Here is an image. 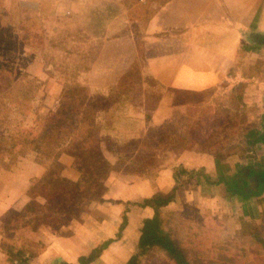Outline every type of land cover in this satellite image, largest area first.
Returning a JSON list of instances; mask_svg holds the SVG:
<instances>
[{"label": "crops", "instance_id": "crops-1", "mask_svg": "<svg viewBox=\"0 0 264 264\" xmlns=\"http://www.w3.org/2000/svg\"><path fill=\"white\" fill-rule=\"evenodd\" d=\"M21 1L32 8L24 19L25 27L32 33L43 32L47 38L60 34L61 43L72 45L73 49L92 46V56L83 54L85 64L76 74L91 90H108L136 60L141 76L137 85H145L143 82L149 78L162 89L153 105V121L158 120L159 112L170 113L178 106L177 90L197 92L218 89L222 83H228L234 77L229 71L237 61L239 49L249 51L248 55L253 57L249 63L260 57L255 52L254 40L255 34L259 39L264 34V0ZM62 77L54 81L58 93L64 86ZM152 89L148 85L144 90L152 92ZM146 100L144 97L143 101ZM51 106L54 103L48 104V108ZM217 160L212 154L182 148L170 156V162L163 164L154 179L132 176L123 168H100L93 189L102 200L90 201L89 212L67 224H56L54 228L41 224L27 231L26 235L42 248L37 255L17 264L75 262L80 254L109 238L100 256L89 264H124L137 243L143 219L153 213L148 205L128 201L158 191L169 192L174 185L175 164L203 168L211 182L195 176L201 185L198 188H206L205 192L217 199ZM223 160L230 166L236 158L230 154ZM50 162V157L36 161L17 155L13 162L5 157L0 163V264H15L7 259L5 239L15 237L14 214L31 200L28 194L31 178L43 176ZM57 162L67 182L74 183L81 178L69 154L60 153ZM188 181L176 189L174 199L166 206L187 195L191 190ZM35 198L43 201L39 195ZM244 203L249 205V219L259 222V214L264 211V192L249 196ZM125 207L126 224L119 236H115Z\"/></svg>", "mask_w": 264, "mask_h": 264}, {"label": "trees", "instance_id": "trees-1", "mask_svg": "<svg viewBox=\"0 0 264 264\" xmlns=\"http://www.w3.org/2000/svg\"><path fill=\"white\" fill-rule=\"evenodd\" d=\"M2 36L5 34L0 32V39ZM6 36L7 40L0 41V47L3 46L0 49L8 54L20 53L25 43L31 42L26 32H11ZM1 55L4 56L3 53ZM17 71L15 64L10 63L9 59H0V163L5 157L13 162L17 155L36 161L50 157L51 162L43 176L31 178L28 188L31 200L13 218V224L17 225L13 227L14 233H18L19 228L28 227L33 230L41 224L54 227L56 224H67L71 219L79 218L82 213L89 212L90 201L102 200L93 189L100 168L106 166L117 170L121 165H131L134 168L141 165L139 155L142 158L145 155L139 153L132 156L131 153L121 151L130 142L128 129L133 120L132 116L121 115L118 108L127 101L132 106L138 105L127 92L141 79L136 60L119 81L104 92L91 90L89 86L81 83L77 73L67 75L68 79L65 80L58 103L42 115L41 122L35 120L30 125L23 122L25 114L33 107L35 94L29 87H25L27 81L20 80ZM235 71V65L231 66L229 73L234 76ZM241 76L264 80V60L257 59L247 64ZM244 83L239 81L226 90L218 89V94L223 97L216 98L215 112L210 115L207 111L210 104L202 105L201 101L215 88L197 92L177 90L181 97L183 115L177 121L171 117L160 126L151 124L150 130L158 137L157 143L170 145L174 149H196L219 159L241 152L246 147L242 145V140L234 138L249 124L244 114ZM189 107H193L192 110L200 109L193 118L187 116ZM17 114L22 116L16 118ZM7 121H15L12 128L4 126ZM112 132L116 136L114 140L110 136ZM105 151L110 155H106ZM62 152L72 157V165L80 172L81 178L74 183L67 182L61 174L57 157ZM110 156L114 158L113 162ZM194 176H201L211 182L210 175L203 168H186L175 164L172 173L174 185L169 192L158 191L133 202L140 206H150L153 213L143 219L137 243L124 264H141L142 257L151 250L163 252L174 264H238L233 256L208 255L206 252L196 251L187 245L176 229L170 227L175 216L182 220L184 211L168 213L164 207L174 199L176 189ZM221 178L240 194L244 193L226 177ZM258 183L250 192L252 195H258L264 189V174H260ZM244 194L247 195L246 192ZM37 195L43 197L44 201L38 202L35 198ZM126 211L125 207L115 236H119L126 224ZM110 239L103 240L89 252L80 254L75 262L61 260L54 264H89L100 256ZM249 239L252 241L255 257L264 253V211L261 212L259 223L249 224ZM5 240L4 249L10 262H25L40 250L37 242H17L14 235ZM249 264L255 263L249 261Z\"/></svg>", "mask_w": 264, "mask_h": 264}, {"label": "rangeland", "instance_id": "rangeland-1", "mask_svg": "<svg viewBox=\"0 0 264 264\" xmlns=\"http://www.w3.org/2000/svg\"><path fill=\"white\" fill-rule=\"evenodd\" d=\"M31 10L32 8L25 5L21 0H0V32L5 34L0 41L7 40L8 37L6 34L11 32L19 34L26 32L28 33L29 41H31L30 43H25L20 53L8 54L0 49V54H4V56H0L1 61L6 58L9 59L10 63L15 64V68L18 70L17 74L20 75L19 79L26 80L25 87H29L35 94V99L32 102L33 107L28 112L25 111L27 113L25 114L23 123L26 125L32 124L35 120H40L39 122H41L42 115H45L50 108L54 107L51 106L48 108V104L51 102L54 105L57 104L61 92L58 93L55 91L57 87H55L56 83L54 81L59 76H63L62 80L63 78L66 80V78L68 79L67 75L81 72L82 66L86 61V59H82L83 54L89 57L93 54L91 50L92 46H82L73 49L72 45H64L61 43V36L57 34L60 31L56 32L57 35L51 36L50 38L45 37L43 32L35 34L29 31L25 27L24 19L29 15L28 13ZM0 48H3V46ZM254 49H256L255 52L259 53L260 56L256 58L264 60V47L256 44L254 45ZM248 53L249 51L247 49H239L237 61L235 62L236 71L234 77L228 83H222V87L218 88L226 90L234 83L239 81L245 82L243 95L245 103L244 114L249 122L239 135L234 138V140H242V145L246 147L241 152L233 153L236 161L229 166V162L227 163L223 160L226 157L222 158V160L217 158V177L224 176L226 179L229 176H233L237 169L249 165L254 168L264 166V140H256L257 135L264 130V80L241 76L244 67L250 64L248 61L253 58ZM78 60L81 61L78 62ZM60 82L62 81L60 80ZM143 83L145 85H135L127 91L138 102V105L136 107L132 106L127 101L121 103L118 109L121 115L132 116L133 120L132 126L128 129V131L130 130V133L128 132L130 142L128 145L122 147L121 151L131 153L132 156L139 153L145 155L143 158L140 155L138 157L141 160L140 166L136 165L132 168L131 165H121V168L132 176L154 179L155 174H157L163 164L168 162L170 156L180 149H174L170 145L163 143L158 144V137L151 132L150 126L152 123L160 126L169 121L171 117H174V121H177L183 115V106L181 104V97L177 92L179 97L178 106L170 113H167V111L163 113L159 112L157 116L158 120L153 121L151 115L153 105L162 94V89L149 78ZM148 85L153 88L151 90L152 92L144 90L148 88ZM218 89L215 88V90L210 91L205 100L201 101L202 105L210 104L209 108H207L209 115L215 112V106L217 105L215 104L216 98L223 97H220V94H218ZM144 97L145 100L149 98V101H143ZM202 105H199L201 109ZM189 108L186 111L189 118L195 117L200 110H192L193 107ZM21 116L17 114L16 118H20ZM14 123L15 121H7L4 126L6 128H12L11 126ZM2 134L6 136L4 132ZM114 134L113 132L110 133L111 139L113 140L116 139ZM132 140L136 142H131ZM106 153L110 155L109 152ZM111 160L113 162L114 158L111 157ZM200 177L197 178L200 179ZM195 178L194 176L188 181V187H190L192 192L188 190L187 195H183L180 198L181 201L164 207L165 212L168 213L178 212L179 210L184 211L182 220L180 217L175 216L170 222V227L176 229L178 235L182 237L187 245L192 246L196 251L206 252L208 255L221 254L223 256H233L235 262L238 264H249V261L255 264H264V253H260L262 252L260 251V256L255 257V254H253L254 247L252 241L249 239V224L259 223L261 221V214H259V222H254L252 219H249V205L244 203L245 199L242 204L237 203V201H241L239 197L229 199L218 195V198L214 199L210 196L211 194L209 192H205L206 188L204 190L198 188L201 185L198 181H195ZM190 194L193 196L190 197ZM140 199L138 198L136 200ZM261 199L262 197L259 198V202L262 201ZM134 201L129 200L128 202L133 203ZM17 214H14V217ZM243 224L246 226L244 227ZM15 226L17 225L14 224L13 227ZM18 230V233L14 237V240L17 242L20 240L37 242L26 235V232L32 229L24 227ZM38 246L41 250L42 247L39 243ZM14 262L15 264L22 263L16 260ZM141 264L174 263L167 259L163 252L151 250L142 257Z\"/></svg>", "mask_w": 264, "mask_h": 264}, {"label": "flooded vegetation", "instance_id": "flooded-vegetation-1", "mask_svg": "<svg viewBox=\"0 0 264 264\" xmlns=\"http://www.w3.org/2000/svg\"><path fill=\"white\" fill-rule=\"evenodd\" d=\"M256 140H264V130H262L257 135ZM260 174H264V166H261L260 168H254L253 166L249 165L247 167L237 169L233 176H229L227 178L228 181L239 186L244 193H247V195L244 193L240 194L234 187L229 185L227 181L221 178L223 176H219L216 180V185H218L216 191L218 192V195L229 199H232L233 197H239L244 200L249 196H256L252 195L250 192L256 187L258 180H260ZM262 192H264V189H262L260 193Z\"/></svg>", "mask_w": 264, "mask_h": 264}, {"label": "water", "instance_id": "water-1", "mask_svg": "<svg viewBox=\"0 0 264 264\" xmlns=\"http://www.w3.org/2000/svg\"><path fill=\"white\" fill-rule=\"evenodd\" d=\"M254 41L256 44H259L262 47H264V34L261 35L260 39L257 37V34H255V40Z\"/></svg>", "mask_w": 264, "mask_h": 264}, {"label": "built area", "instance_id": "built-area-1", "mask_svg": "<svg viewBox=\"0 0 264 264\" xmlns=\"http://www.w3.org/2000/svg\"><path fill=\"white\" fill-rule=\"evenodd\" d=\"M136 1H138V2H145V1H147V0H136Z\"/></svg>", "mask_w": 264, "mask_h": 264}]
</instances>
